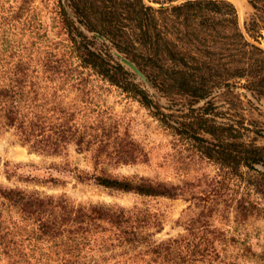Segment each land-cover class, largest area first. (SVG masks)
Here are the masks:
<instances>
[{
  "label": "trees",
  "instance_id": "1",
  "mask_svg": "<svg viewBox=\"0 0 264 264\" xmlns=\"http://www.w3.org/2000/svg\"><path fill=\"white\" fill-rule=\"evenodd\" d=\"M245 32H264V0H245ZM0 0V132L28 151L86 154L90 170L52 164L39 183L66 178L103 190L185 202L183 232L152 240L162 213L82 203L64 192L0 185V264H264V145L240 120H217L211 99L242 89L264 99V49L248 41L228 0ZM114 49L143 75L137 80ZM190 98L178 115L145 88ZM146 109L167 137L178 181L112 175L146 157L145 137L108 96ZM117 100V101H118ZM202 101V105L193 106ZM264 137V131L254 130ZM6 179L18 164L3 163ZM18 177L32 180L29 175ZM22 177V178H21ZM262 233V235H261ZM253 245H259L253 249Z\"/></svg>",
  "mask_w": 264,
  "mask_h": 264
},
{
  "label": "rangeland",
  "instance_id": "2",
  "mask_svg": "<svg viewBox=\"0 0 264 264\" xmlns=\"http://www.w3.org/2000/svg\"><path fill=\"white\" fill-rule=\"evenodd\" d=\"M146 5L152 8L167 6L166 0H142ZM181 1V0H176ZM230 1L237 12L238 26L245 38L251 41L262 49H264V32L256 37L255 40L250 38L245 32V26L252 12L251 8L245 0H228ZM36 6H39V0H33ZM102 40L96 41V46L101 50L106 49L110 55L117 59L125 68L130 70L127 64L122 60L120 53L114 49L101 44ZM131 71V70H130ZM137 80H142L138 75H135ZM145 88L152 99L159 106L163 107L165 112H173L179 114L186 111L190 98L184 95L170 94L164 95L144 82ZM108 100L113 104L115 112L124 111L132 122H135L134 127L145 137L146 143L144 150L146 157L140 158L139 161L133 164L121 166H108L107 170L114 176L123 178H144L151 181H163L167 183H176L178 181L177 172L174 169L173 159L167 153V137L163 136L155 129V121L148 115L146 109L138 106L135 102H126L123 99L115 97L113 94L108 96ZM118 100V101H117ZM213 112H217V120L226 121L240 120L245 126L243 131L244 139L251 140L258 145H264V137L257 136L254 130L264 131V99L258 98L249 92L242 89H237L227 96L215 95L212 97ZM202 105V101L193 106ZM8 161L11 164H18L15 175L6 179L3 173V162ZM67 163L69 168L89 171L90 160L86 154L77 153L73 146H68L64 155L61 156H44L27 150L25 146L19 144L12 136L11 131L0 132V185L18 186L27 190L35 189L46 194H58L64 192L74 201L82 203H101L105 205L117 204L123 207L136 205L139 207L148 208L151 211L162 213V228L154 233L152 240H160L169 236H175L182 233L180 220L186 212L187 202L181 198L164 199L150 198L137 196L132 193H117L103 190L92 184H80L73 179L66 178L64 186H50L45 183H39L36 178H44L47 171L56 174L54 170H49L48 166L55 164L62 166ZM29 175L32 180L22 181L18 175ZM22 178V177H21ZM260 229L264 230V218L255 223ZM264 234V233H263ZM262 235V233H261ZM251 243L264 244V239H251ZM259 246V245H258ZM257 245H253V249H258Z\"/></svg>",
  "mask_w": 264,
  "mask_h": 264
},
{
  "label": "water",
  "instance_id": "3",
  "mask_svg": "<svg viewBox=\"0 0 264 264\" xmlns=\"http://www.w3.org/2000/svg\"><path fill=\"white\" fill-rule=\"evenodd\" d=\"M122 60L127 64V66L130 68L131 72L134 73L135 75H138L142 78V80L144 81V77L143 75L136 69V67L131 63L129 62L127 59L121 57Z\"/></svg>",
  "mask_w": 264,
  "mask_h": 264
}]
</instances>
